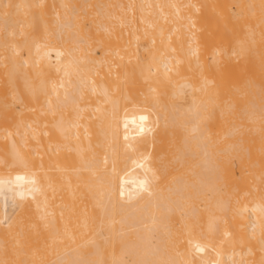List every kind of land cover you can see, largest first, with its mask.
I'll list each match as a JSON object with an SVG mask.
<instances>
[{
  "label": "bare ground",
  "instance_id": "6f19581e",
  "mask_svg": "<svg viewBox=\"0 0 264 264\" xmlns=\"http://www.w3.org/2000/svg\"><path fill=\"white\" fill-rule=\"evenodd\" d=\"M0 264H264V0H0Z\"/></svg>",
  "mask_w": 264,
  "mask_h": 264
}]
</instances>
